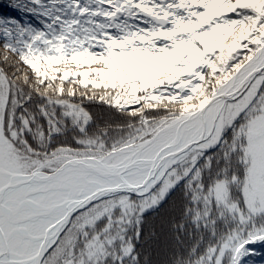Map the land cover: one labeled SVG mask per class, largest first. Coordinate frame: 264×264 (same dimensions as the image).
Segmentation results:
<instances>
[{
    "label": "trees",
    "instance_id": "1",
    "mask_svg": "<svg viewBox=\"0 0 264 264\" xmlns=\"http://www.w3.org/2000/svg\"><path fill=\"white\" fill-rule=\"evenodd\" d=\"M263 43L264 0H0L5 136L20 171L141 147ZM243 93L153 192L79 211L42 264H264V71Z\"/></svg>",
    "mask_w": 264,
    "mask_h": 264
},
{
    "label": "bare ground",
    "instance_id": "2",
    "mask_svg": "<svg viewBox=\"0 0 264 264\" xmlns=\"http://www.w3.org/2000/svg\"><path fill=\"white\" fill-rule=\"evenodd\" d=\"M263 60L264 47L254 61L234 77L238 83L228 94L237 92L245 84L240 79ZM218 108L215 96L200 113L184 116L167 125L138 154L133 158L126 156L119 165L107 166L106 162L87 157L64 162L53 174L35 172L33 175H19V172L10 171L0 163V227L13 239L11 256L15 264H27L35 259L37 252L46 245L47 238L62 222L68 208L78 201L81 194L87 197L90 191L99 187L138 186L157 154L185 146L204 136L211 128ZM173 161L156 172L144 190L154 186Z\"/></svg>",
    "mask_w": 264,
    "mask_h": 264
},
{
    "label": "water",
    "instance_id": "3",
    "mask_svg": "<svg viewBox=\"0 0 264 264\" xmlns=\"http://www.w3.org/2000/svg\"><path fill=\"white\" fill-rule=\"evenodd\" d=\"M141 10V14L144 16H148L150 19L154 20L156 24H160L162 26H165L167 23V20L160 16V15H155L150 13L149 11H145V10ZM118 13L117 10H115V12L110 16V20H113L114 17L116 16V14ZM264 47V44L258 48L257 52L251 56L248 61L243 64L241 67H239L236 70V73L230 77L228 80H226V82L222 85H220L215 92L212 94L211 98L205 103V105H207L208 103H210L211 100H213L215 98V96H217V104L219 105L218 110H216V117L213 119L212 124H211V128L206 132V134H204V136H202L201 138H197L195 139V141H193L190 144H185V146H181V147H174L172 150H169L168 152H160L159 154H157L153 160L151 161V165L148 167L147 171L145 172V176L142 179V182L140 184H138V186L136 187H99L96 189H93L92 191H90L89 195L87 197H85V195L81 194V196L78 197V201L73 203L69 208L68 211L66 213V215L64 216L62 222L57 226V228L50 234V236L47 238L46 241V245L43 247V249L39 250L36 254L35 259L27 264H41L43 259L45 258L47 252L53 248L59 237L64 233L63 231L68 227L69 223L71 222V218L78 213V211L83 210L87 207H89L90 204L94 203V202H98L100 201V199H104L107 197H110L111 195H118L121 193H127L130 195H136V196H143L144 194L149 193L151 190L154 189V187L156 185H158V182L161 181V179L164 177L165 172L171 168L173 165H175L176 161L178 160V158L184 156L187 152L192 151L193 149H196L198 147H201L203 145L206 144V142L210 139L211 134L213 133L215 126H216V120L219 117L218 115H220L221 111L224 109L225 107V103L228 100H235L237 99L239 96H241L243 94V92L248 88V85L251 83V81L255 78V76L258 75V73L262 72L264 70V60L258 64V66L254 67L252 70H250L246 76L242 77V79L245 82V84L234 94H228L229 92H232L233 90L232 87L237 85V81H234V77H236V75H238V73L240 72V70L244 67L247 66L248 63L254 61V58H256L257 54H259V52L262 50V48ZM228 86V87H227ZM223 89L220 93L218 92V90ZM205 105H203L202 108L194 111V113H190L188 115L191 114H198L201 112V110L203 108H205ZM81 158H77V160ZM173 161V163H171L165 170H164V174L161 176V178L154 183V186H152L149 189H146V186L148 185V183L152 180L153 176L155 175L156 172H158L162 167H164V165L168 164L170 161ZM72 161H76V160H72ZM62 166V165H61ZM61 166L59 168H57L56 170H54L53 173H55L57 170H59L61 168ZM46 173V174H53V173H47V172H42L40 170H33V172L30 173V175H33V173ZM18 174V173H17ZM19 175H22L19 173ZM140 190H143L142 192H140ZM1 208H0V219L2 216L1 213ZM2 233H4L3 228L0 227V264H15L14 260H13V239H11V237L7 236L4 233V236L2 237Z\"/></svg>",
    "mask_w": 264,
    "mask_h": 264
},
{
    "label": "rangeland",
    "instance_id": "4",
    "mask_svg": "<svg viewBox=\"0 0 264 264\" xmlns=\"http://www.w3.org/2000/svg\"><path fill=\"white\" fill-rule=\"evenodd\" d=\"M163 17V16H162ZM264 44V43H263ZM262 44V45H263ZM261 45V46H262ZM260 46V47H261ZM259 47V48H260ZM257 50H258V48H257ZM257 52V51H256ZM255 52V53H256ZM254 53V54H255ZM253 54V55H254ZM252 55V56H253ZM249 59V58H248ZM248 59H247V61H248ZM246 63V62H245ZM244 63V64H245ZM243 65V64H242ZM241 65V66H242ZM240 66V67H241ZM238 69V68H237ZM236 69V70H237ZM264 71V70H263ZM235 73H236V71H235ZM234 73V74H235ZM261 73V72H260ZM233 74V75H234ZM259 74V73H258ZM232 75V76H233ZM232 76H230V77H232ZM229 77V78H230ZM256 77V76H255ZM228 78V79H229ZM227 79V80H228ZM225 83V82H224ZM223 83V84H224ZM6 83L5 82H3V80L1 79V77H0V163H1V165H3L6 169H8V170H10V171H13V172H19V173H23V174H30L31 172H33V171H30V172H21L20 171V169H19V164L17 163V161H16V158L14 157V155H13V153H12V147L10 146V144H9V141H8V139H7V137L5 136V129H7L6 128V124H8V129H9V127H10V129L12 130V128H13V126H11L10 124H11V119H12V117H10L11 115H10V113H9V105H10V103H8V93H6ZM222 85V84H221ZM249 86V85H248ZM213 94V93H212ZM239 98V97H238ZM226 104V103H225ZM224 104V105H225ZM225 108V107H224ZM223 111V110H222ZM222 111H221V113H222ZM9 113V114H8ZM221 113H220V115H221ZM220 115H218L219 117L217 118V120H216V128L214 129V131H213V133L215 132V131H217L218 129H219V127H218V124L220 123V120H221V116ZM187 116V115H186ZM183 118H184V116H183ZM179 119H181V118H179ZM178 120V119H177ZM176 121V120H175ZM174 122V121H173ZM172 122V123H173ZM169 124H171V123H169ZM169 124H167V125H169ZM167 125H165V126H163L161 129H159V131H157L149 140H148V142H146L145 144H140L141 145V147H137V146H133V145H130V146H128V147H122V148H120L118 151H116V152H113V153H110L109 154V156H107V157H105L104 159H100V158H94V157H89V158H91V159H93V160H96L97 162L99 161V162H106V164L105 165H107V166H109V165H114V164H117V165H119L121 162L120 161H122L126 156H131V158H133L136 154H138L140 151H141V149L144 147V146H146V145H148L149 143H151L152 142V139L158 134V133H160L161 131H162V129L164 128V127H166ZM213 133L211 134V136H210V139L206 142V144L205 145H207L208 143H210V141H211V137H212V135H213ZM205 145H203V146H205ZM202 147V146H201ZM199 148V147H198ZM194 150V149H193ZM88 157V156H87ZM87 157H84V158H81V159H86ZM77 159V158H76ZM76 159H69V160H67V161H65V162H68V161H72V160H76ZM63 164H65V163H62L61 165H63ZM61 165H59L58 167H60ZM56 170V169H55ZM35 171V170H34ZM54 172V171H53ZM53 172H47V173H53ZM163 179V178H162ZM162 179H161V181H162ZM160 181V182H161ZM160 182H158V185H159V183ZM158 185H156L155 187H154V189L158 186ZM154 189L153 190H151L149 193H151V192H153L154 191ZM149 193H147V194H144V195H148ZM160 193L162 194V193H164V190L163 189H161L159 192H157L156 194H154V197L153 198H151L152 200H150V201H148V203L146 202L145 204H144V207H148V206H150V205H152V204H154V203H156L157 201H159V199H161V195H160ZM127 194V193H126ZM143 195V196H144ZM136 196V195H135ZM143 196H138V197H143ZM81 211V210H80ZM79 212V211H78ZM61 237V236H60ZM59 237V238H60ZM59 240V239H58ZM58 242V241H57ZM52 249V248H51ZM50 249V250H51ZM49 250V251H50ZM48 251V252H49ZM42 264V263H41Z\"/></svg>",
    "mask_w": 264,
    "mask_h": 264
}]
</instances>
